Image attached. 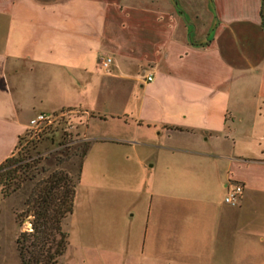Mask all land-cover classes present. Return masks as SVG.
Wrapping results in <instances>:
<instances>
[{
	"label": "crops",
	"instance_id": "1",
	"mask_svg": "<svg viewBox=\"0 0 264 264\" xmlns=\"http://www.w3.org/2000/svg\"><path fill=\"white\" fill-rule=\"evenodd\" d=\"M61 109L94 142L69 264H264V0H0V162ZM96 141L146 148L135 183Z\"/></svg>",
	"mask_w": 264,
	"mask_h": 264
},
{
	"label": "trees",
	"instance_id": "2",
	"mask_svg": "<svg viewBox=\"0 0 264 264\" xmlns=\"http://www.w3.org/2000/svg\"><path fill=\"white\" fill-rule=\"evenodd\" d=\"M69 143L58 142L49 156L38 151L17 157L10 154L0 162L2 197L31 183L24 208L17 214L19 222L27 218L29 223L15 237L19 264H56L67 247L62 221L72 211L81 163L90 144L82 140L71 147ZM72 157L78 159L74 175L60 167Z\"/></svg>",
	"mask_w": 264,
	"mask_h": 264
},
{
	"label": "rangeland",
	"instance_id": "3",
	"mask_svg": "<svg viewBox=\"0 0 264 264\" xmlns=\"http://www.w3.org/2000/svg\"><path fill=\"white\" fill-rule=\"evenodd\" d=\"M46 118L37 123L36 126L28 125L26 130L20 135L17 143L11 153L12 156H23L27 152L33 154L35 151L41 152L43 155L49 156V150L56 147L58 142H70L71 147L76 146L84 140L89 142L92 146V140L84 137V117L79 112L70 109H61L52 114H46ZM91 130V134L108 133L110 128L107 125H95ZM95 129V130H94ZM105 144L93 149L94 154H114L117 156H125L124 162V183L132 185L138 178L137 174V157L145 156L146 148L132 143H116V142H101L96 141L95 144ZM88 151V150H87ZM100 151V152H99ZM109 151V152H108ZM78 159L72 157L68 161L62 163L60 167L69 171L72 175L75 174ZM53 167V166H52ZM55 167V166H54ZM31 186L30 182H25L16 191L10 193L8 196L2 197L0 194V264H19L17 251L15 248V237L24 229L29 227L28 219L24 218L19 222L17 214L23 210V200L26 193ZM84 194L79 190V197ZM122 201L127 203L130 195H120ZM75 206V207H74ZM82 206L79 202L74 205L70 214H68L62 221V230L67 234V247L63 254L58 257L56 264H69L71 260L75 262L74 253V223L75 219L79 217L82 212ZM105 213L112 212L111 210H103ZM78 216V217H77ZM78 238L84 240L85 237L78 234ZM78 264H80L78 260Z\"/></svg>",
	"mask_w": 264,
	"mask_h": 264
},
{
	"label": "built area",
	"instance_id": "4",
	"mask_svg": "<svg viewBox=\"0 0 264 264\" xmlns=\"http://www.w3.org/2000/svg\"><path fill=\"white\" fill-rule=\"evenodd\" d=\"M110 62V58H105L102 62V66L106 67ZM146 79L149 80L150 76H146ZM46 116L44 114H37L33 118L29 119L28 124L32 126H36L38 122L44 120ZM241 185L238 183H233L230 187L226 190V193L223 197V201L228 204H235L241 194Z\"/></svg>",
	"mask_w": 264,
	"mask_h": 264
}]
</instances>
